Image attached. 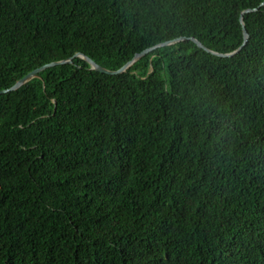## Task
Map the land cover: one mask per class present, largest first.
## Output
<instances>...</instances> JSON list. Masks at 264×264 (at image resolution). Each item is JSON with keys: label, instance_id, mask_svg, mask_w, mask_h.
<instances>
[{"label": "trees", "instance_id": "obj_1", "mask_svg": "<svg viewBox=\"0 0 264 264\" xmlns=\"http://www.w3.org/2000/svg\"><path fill=\"white\" fill-rule=\"evenodd\" d=\"M262 3L0 0V264H264Z\"/></svg>", "mask_w": 264, "mask_h": 264}, {"label": "water", "instance_id": "obj_2", "mask_svg": "<svg viewBox=\"0 0 264 264\" xmlns=\"http://www.w3.org/2000/svg\"><path fill=\"white\" fill-rule=\"evenodd\" d=\"M261 5H264V3H262ZM258 8H249L246 9L242 12L241 14V23L243 25V35H244V41L242 43V45L236 49L233 52H227V53H221V52H216L211 50L210 48H208L203 42H201V40H199L198 38L194 37V36H181L179 38L176 39H172V40H168V41H164L162 43H159L157 45H154L152 47L146 48L145 50L136 53L135 56L133 57L132 60H130L129 62H127L125 65H123L121 68L117 69V70H111L108 69L102 65H100L99 63H97L95 60H93L91 57L87 56L86 54L83 53H77L76 56H79L81 58H84L85 60H87V62L92 66L93 69L99 71V72H104V73H108V74H120L125 72L134 62H136L137 60H139L140 58H142L144 55H146L147 53L159 48V47H163V46H168V45H172L175 43H178L180 41H184V40H192L194 41L200 48L205 49L206 51L212 52L218 56L221 57H230L233 56L234 54H236L237 52H239L248 42L249 39V32L245 26L244 23V14L247 12H252L257 10ZM73 58L74 57H70L68 59H64V60H59V61H52L50 63H46L34 70H32L31 72H29L28 74H26L24 77L20 78L13 86H11L8 89H3L0 90V94L3 93H7L10 91H15L18 90L19 88H21L23 85H25L27 82H29L31 79L39 77L40 72L44 71L45 69L58 65V64H65V63H72L73 62Z\"/></svg>", "mask_w": 264, "mask_h": 264}]
</instances>
